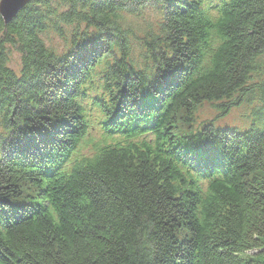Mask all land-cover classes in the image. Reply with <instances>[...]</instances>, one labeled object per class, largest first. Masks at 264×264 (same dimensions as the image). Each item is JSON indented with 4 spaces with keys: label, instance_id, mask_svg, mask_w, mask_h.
I'll use <instances>...</instances> for the list:
<instances>
[{
    "label": "trees",
    "instance_id": "16d2710c",
    "mask_svg": "<svg viewBox=\"0 0 264 264\" xmlns=\"http://www.w3.org/2000/svg\"><path fill=\"white\" fill-rule=\"evenodd\" d=\"M208 3L0 15V264H264V0ZM205 103L257 106L233 129Z\"/></svg>",
    "mask_w": 264,
    "mask_h": 264
},
{
    "label": "rangeland",
    "instance_id": "374dc122",
    "mask_svg": "<svg viewBox=\"0 0 264 264\" xmlns=\"http://www.w3.org/2000/svg\"><path fill=\"white\" fill-rule=\"evenodd\" d=\"M1 1V0H0ZM67 7H60V10H66ZM128 20L131 21L133 24V28L135 32L141 37L144 35V33L147 32H153L155 29L157 31V21L161 20V14L160 11L155 10L152 6L148 7L143 10V13L135 16V15H129ZM145 23V24H144ZM155 23V27H152V29H148L147 31L143 29H146L145 26L143 28V25L146 24ZM67 29H71V27H68ZM41 38H43L44 43L46 46H50L54 48L58 53L66 52L67 49V40L63 37H60L59 34L54 30L48 32V34L45 32L41 34ZM13 48V47H12ZM10 49L9 54V66L12 67L14 70H18L20 66V57L21 54L19 51L15 49ZM257 106V104H243V105H237L234 106L230 112H227L224 114V111L220 108H216V103H205L199 110V123L203 122L204 120H212L216 119L215 123H217L219 126H233L235 128L239 129H246L249 128L252 124L253 116L251 114L252 108Z\"/></svg>",
    "mask_w": 264,
    "mask_h": 264
},
{
    "label": "water",
    "instance_id": "95a60500",
    "mask_svg": "<svg viewBox=\"0 0 264 264\" xmlns=\"http://www.w3.org/2000/svg\"><path fill=\"white\" fill-rule=\"evenodd\" d=\"M32 0H1L0 15L3 17L5 24L13 20L17 13Z\"/></svg>",
    "mask_w": 264,
    "mask_h": 264
}]
</instances>
